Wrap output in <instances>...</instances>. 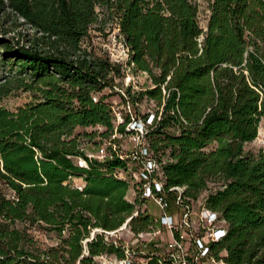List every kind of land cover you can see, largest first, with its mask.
<instances>
[{
	"label": "trees",
	"instance_id": "1",
	"mask_svg": "<svg viewBox=\"0 0 264 264\" xmlns=\"http://www.w3.org/2000/svg\"><path fill=\"white\" fill-rule=\"evenodd\" d=\"M0 1L41 32L40 48L0 35V59L16 68L2 77L0 100L16 88L40 94L15 110L0 104V264L125 257V244L107 232L134 211L127 182L114 174L127 160L88 157L82 146L128 131L131 115L117 124L112 93L102 92L123 65L149 80L120 97L138 109L154 103L142 120L165 186H186V198L226 220L211 253L225 264H264V151L245 150L264 118V0H210L205 24L194 0ZM108 19L128 49L125 62L82 49L90 25ZM80 175L82 190L64 183ZM148 210L130 219L135 234L154 225ZM17 221L55 231L58 244L37 246ZM153 245L147 264H176L160 262Z\"/></svg>",
	"mask_w": 264,
	"mask_h": 264
},
{
	"label": "built area",
	"instance_id": "2",
	"mask_svg": "<svg viewBox=\"0 0 264 264\" xmlns=\"http://www.w3.org/2000/svg\"><path fill=\"white\" fill-rule=\"evenodd\" d=\"M122 92L126 95L124 91ZM97 98L98 96L95 95L94 100H97ZM130 105L131 101L127 99L124 107L126 109L128 107L126 112H130L129 114L131 115L127 126L128 131L120 133L115 128L105 141L99 143L100 145L96 152H87L88 157H95L102 161L115 156L127 160L126 166L115 169L114 174L117 178L127 182L128 191L126 198L134 204V211L126 217V221L120 228L124 225L128 226L133 216L148 208V202L156 203L162 212L159 217L160 224L171 235V238L165 244L164 252L159 259L160 262H162V259L168 258L176 264H225L222 257L217 258L211 253L209 244L221 240L226 235V220L220 217L217 211L208 208L201 198L196 202L186 198L184 196L186 186L172 185L167 189L161 164L152 155L148 141L145 138L146 125L143 120L141 121L138 118L139 122L134 118L131 109H129L131 108ZM111 108L116 114V123H121L123 121V110L116 109L113 102ZM133 123L135 125L131 126ZM123 136H128L131 139L130 148L124 149V146L117 141ZM77 161L80 165L87 167V162L84 158L78 157ZM64 183H69L73 187L75 186L82 190L85 185L84 176L70 177ZM171 194H173L179 207H181L178 217L174 213L170 214L167 212L169 207L167 196ZM197 203L199 204L196 205ZM197 207L198 210L196 209ZM193 215L197 221L194 220ZM156 220L154 218V222ZM195 222L197 223L195 224ZM153 228L154 225L150 231H140L138 234L132 232L136 236V240H140L146 235L155 236L160 231V229L154 230ZM193 228L195 229L194 232H192ZM119 229L108 230L107 234L113 235ZM188 231L192 234L190 238ZM190 248L194 250V253L190 252ZM129 250L125 245V257L112 256L111 259L115 264H133L134 260L131 258L132 253ZM148 259L149 257L144 264L148 263Z\"/></svg>",
	"mask_w": 264,
	"mask_h": 264
},
{
	"label": "rangeland",
	"instance_id": "3",
	"mask_svg": "<svg viewBox=\"0 0 264 264\" xmlns=\"http://www.w3.org/2000/svg\"><path fill=\"white\" fill-rule=\"evenodd\" d=\"M6 1V0H4ZM199 9H200V21L202 24L206 23L207 16L209 14L208 4L210 0H194ZM0 35L3 37H9L11 39H21L24 43H32L36 45V48H40L41 45H37V38L41 35V32L33 27L30 26L29 23L24 21V18L10 8L3 5L0 1ZM88 34L84 37L81 41L82 49H85L88 53V56L97 57L103 59H108L111 63H118L119 61L125 62L127 58V51L125 44L121 40V33L119 27L115 24V22L111 19L106 21L93 23L89 27ZM45 47V46H44ZM43 48V47H42ZM44 50H47L45 48ZM2 52H0V58ZM125 69V70H124ZM7 73H16V68L12 70V65L6 64L1 61L0 59V81H2V77L6 76ZM109 75H113L115 77L114 86H107L102 91L103 93H112L111 98L113 105L115 108H119L123 110V112L127 111L124 107L125 101L120 97L122 91H125L127 87L131 88L132 93L143 89L149 85V80L147 79V75L142 72H137L136 74L132 73V71L122 66L120 74H116L114 71H110ZM40 98V94L36 89H25V88H16L11 90L6 96H4L0 100V104L3 106L10 108V109H17L18 107L24 106L29 103L37 102ZM131 113L136 120L138 118L142 121L143 115L146 112H153L154 111V103L144 99L139 104V109L134 107L131 103L130 105ZM130 113V112H129ZM140 120H138L140 122ZM261 123L258 128L257 137L250 141L249 143L245 144L246 151H252L257 153L260 149L264 151V118L261 119ZM135 123H133L134 126ZM137 126V125H136ZM91 128V127H90ZM89 128V129H90ZM82 146L86 150V152H96L98 149L99 143L94 142L93 140H82ZM124 149L130 148L131 146V139L128 136L121 137L120 140H117ZM3 191L7 192L8 195L12 194V191L3 188ZM167 200L169 203V207L167 212L172 214L174 213L176 217L179 216L181 207L176 202L175 197L173 194L167 196ZM148 211L157 219L154 222V230L160 229V231L155 235H146L142 237L140 240H136V236H134L132 230H130L129 226L118 228L119 230L113 234L114 236L118 237L122 240L130 250L129 252L132 253L131 258L134 260L133 264H144L147 261L148 256L155 252L154 243L158 246L156 249L164 252L165 244L167 240L171 238L168 231L163 228L160 224V215L161 209L156 203L148 202ZM197 203L196 205H198ZM198 210V207L196 208ZM195 221L197 219L193 215ZM197 222H195L196 224ZM16 224L21 228L24 229L26 234L28 233L29 236L33 239L35 244L41 248H46L52 245H57L59 242V238L55 231L48 230L44 226H40L38 223H22L17 221ZM187 230V229H186ZM195 229L193 228L194 232ZM67 233V232H66ZM65 233V234H66ZM189 234V238L192 236L191 232H187ZM188 238V239H189ZM188 242V241H186ZM189 246V244L187 243ZM191 246V244H190ZM190 252L194 253L192 248L189 249ZM97 264H115L111 257H103V256H96ZM212 264V263H210Z\"/></svg>",
	"mask_w": 264,
	"mask_h": 264
},
{
	"label": "bare ground",
	"instance_id": "4",
	"mask_svg": "<svg viewBox=\"0 0 264 264\" xmlns=\"http://www.w3.org/2000/svg\"><path fill=\"white\" fill-rule=\"evenodd\" d=\"M123 227H126V225H124Z\"/></svg>",
	"mask_w": 264,
	"mask_h": 264
}]
</instances>
